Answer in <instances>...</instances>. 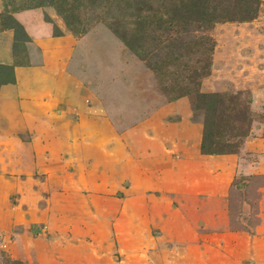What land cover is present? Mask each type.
Listing matches in <instances>:
<instances>
[{
    "label": "rangeland",
    "instance_id": "obj_1",
    "mask_svg": "<svg viewBox=\"0 0 264 264\" xmlns=\"http://www.w3.org/2000/svg\"><path fill=\"white\" fill-rule=\"evenodd\" d=\"M260 1L257 19L206 32L210 73L193 87L243 93L251 132L231 155L202 154L201 102L177 97L185 68L153 71L106 11L82 12L83 34L51 6L14 14L31 42L29 65L0 89V264H202L198 248L204 264H239L252 238L264 247ZM147 38L151 55L167 54ZM13 41L0 30V65L15 64Z\"/></svg>",
    "mask_w": 264,
    "mask_h": 264
},
{
    "label": "trees",
    "instance_id": "obj_2",
    "mask_svg": "<svg viewBox=\"0 0 264 264\" xmlns=\"http://www.w3.org/2000/svg\"><path fill=\"white\" fill-rule=\"evenodd\" d=\"M5 1L0 30L14 31L15 64L0 65V89L16 82L15 66L29 65L27 44L31 37L14 17L15 13L51 6L72 32L83 34L87 28L82 26L81 13L94 8L107 12L105 22L108 27L153 71L165 75L164 69L169 65L185 68L188 84L179 88L177 97L195 94L201 102L194 108L204 114L202 154H238L249 137L250 110L241 101L243 93L201 94L193 91V87L199 86V79L210 73L215 42L206 32L220 23L257 19L262 6L260 0H19V4H14V0ZM9 6L12 9L9 10ZM55 34L61 35L57 28ZM150 34H155L156 38L152 40L167 50L164 57L147 51V36ZM197 54H201L202 59L195 58ZM164 91L169 93L166 89Z\"/></svg>",
    "mask_w": 264,
    "mask_h": 264
},
{
    "label": "crops",
    "instance_id": "obj_3",
    "mask_svg": "<svg viewBox=\"0 0 264 264\" xmlns=\"http://www.w3.org/2000/svg\"><path fill=\"white\" fill-rule=\"evenodd\" d=\"M260 246H262V247H260ZM249 248H250L249 255L247 257L243 258L239 262V264H264V247H263V245H259V243H257L256 238H252L251 246ZM206 249H207V247H206ZM206 252H208V250H204L203 248H201V249L198 248L197 250H192L190 252V255L193 256L196 254L199 258L202 257L201 258L202 261L199 258H196V259L199 260V262H202V264H204V263H208V261H206V258H205Z\"/></svg>",
    "mask_w": 264,
    "mask_h": 264
}]
</instances>
